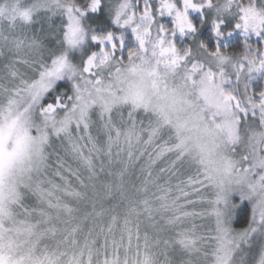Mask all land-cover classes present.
<instances>
[{
    "label": "snow or ice",
    "instance_id": "obj_1",
    "mask_svg": "<svg viewBox=\"0 0 264 264\" xmlns=\"http://www.w3.org/2000/svg\"><path fill=\"white\" fill-rule=\"evenodd\" d=\"M253 73L255 0H0V264H264Z\"/></svg>",
    "mask_w": 264,
    "mask_h": 264
},
{
    "label": "rangeland",
    "instance_id": "obj_2",
    "mask_svg": "<svg viewBox=\"0 0 264 264\" xmlns=\"http://www.w3.org/2000/svg\"><path fill=\"white\" fill-rule=\"evenodd\" d=\"M119 0H109V7H111L112 5L118 3ZM131 2L133 3V5L139 7V4L143 3V0H139V4L137 3V0H131ZM177 2H179V0H177ZM237 3L240 2V0H236ZM151 3L153 4V7L155 8L157 6V0H151ZM255 4L258 10H260L261 12H264V0H255ZM233 14H235V9H233ZM189 15L192 17H200V13L199 12H189ZM158 22L160 23H164L165 25L170 26L171 25V17L169 16H159L158 18ZM194 20V19H193ZM207 20V19H206ZM138 21V18H137ZM201 27H204L201 26ZM207 27L208 32L211 33V24H209ZM201 30V29H200ZM204 31H199L196 35L197 39L202 40V36H203ZM193 34L192 33H188L187 35L181 37L179 33H177L176 35V44L179 48L183 49L184 47L188 46V45H192L195 48V44L196 41L193 39H190V37H192ZM237 36H241L243 38H245L246 40H249L250 44L253 45H258L259 44V40L254 37L253 35L249 34L247 37L242 36L240 33H234L233 37H226L224 41L221 42V46L224 45L225 43H228L231 39L237 37ZM213 37V36H212ZM215 39V37H213ZM216 42V39H215ZM126 45L129 48H135L136 47V41L132 38V33L131 31H127V40H126ZM254 79L252 81L253 84H259L262 80H264V73H253Z\"/></svg>",
    "mask_w": 264,
    "mask_h": 264
},
{
    "label": "trees",
    "instance_id": "obj_3",
    "mask_svg": "<svg viewBox=\"0 0 264 264\" xmlns=\"http://www.w3.org/2000/svg\"><path fill=\"white\" fill-rule=\"evenodd\" d=\"M194 22L197 23V25L200 27V31H204L203 36H202V40H205L208 42L209 45L214 46L215 45V39L212 37V34L210 32H208L207 27L210 23L205 20L203 22H201V18L200 17H193ZM201 23H203L204 27H201ZM202 25V26H203ZM251 40V39H249ZM245 38L241 37V36H237L233 39H231L228 43H225L224 45H222L223 48H226L228 51H239L243 42L244 41H248Z\"/></svg>",
    "mask_w": 264,
    "mask_h": 264
}]
</instances>
